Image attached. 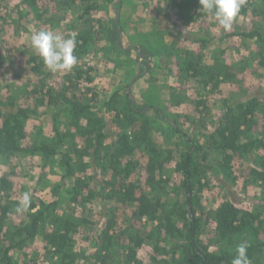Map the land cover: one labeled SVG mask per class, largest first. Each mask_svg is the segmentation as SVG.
I'll use <instances>...</instances> for the list:
<instances>
[{
    "label": "trees",
    "instance_id": "16d2710c",
    "mask_svg": "<svg viewBox=\"0 0 264 264\" xmlns=\"http://www.w3.org/2000/svg\"><path fill=\"white\" fill-rule=\"evenodd\" d=\"M2 1L0 28L13 29L15 34L21 33L31 15L44 25L60 28L65 20L60 14L80 6L79 14L64 26L65 30L78 29L68 37H75L74 55L78 61L95 43L98 28L93 15L104 4L110 9L114 3L123 7L120 0H52L56 12L48 17L49 9L43 0L4 1L5 7ZM163 2L164 8H173L178 22L185 25L210 15L200 12L199 0ZM256 2L263 6L259 9ZM248 11L264 15V0H244L242 13ZM15 12L18 20L5 17V13ZM23 20L26 23L22 24ZM120 26L122 22L114 19L105 29L112 43L124 30ZM233 38L257 40L264 45V33L258 29L228 32L220 41ZM194 43L205 48L208 40L197 38ZM157 48L152 46L145 61L151 58L157 62ZM115 49L128 53L121 50V44H116ZM215 51L217 55L225 54L221 49ZM182 53L172 54L177 59L181 83L197 79L207 94L210 89L213 94L220 91L223 83L241 81L218 56H214L212 65H206L203 53L188 51L186 57H181ZM258 59L264 67V48ZM26 64L40 81L31 91L28 82L15 90L5 87L7 96L0 98V162L18 155L37 156L43 160L44 169L58 168L62 176L52 188L53 200L31 199L29 209L23 213L15 211L19 200L13 196L14 180L0 176V264H18L14 253L26 255L32 243H40L44 257H50L49 264H231L237 245L242 243L247 245L250 264H264V208L244 209L227 200L209 212L203 202L214 170L220 169L231 178L235 175V156L253 154L259 165L250 168L247 183L261 189L259 200L264 205V131L259 136L243 137L257 123H264V99H224L219 123L212 130L206 127L201 134L191 136L177 120L165 115L159 104L146 98L134 103L130 93H123L129 85L102 101L94 95L81 98L73 92L70 78L60 87H52L47 82L51 72L38 55L29 54ZM136 64L140 65L138 60ZM79 71V77L89 74ZM87 80L92 82L90 76ZM18 96L31 98L34 105H16ZM205 103L198 101V108ZM42 117H47L50 135L38 127L34 135L29 134V121ZM158 124H166L167 136L184 146L178 159L173 149L162 147L163 127ZM30 136L33 140L27 143ZM140 155L147 160L144 185L131 181L141 165L137 158ZM173 162L175 168L171 171L169 165ZM176 174L181 180L172 183ZM126 207L134 209V216L125 214L122 220L119 211ZM14 216L23 218L15 223ZM211 221L220 245L218 251H211L202 239ZM80 238L82 248L77 247ZM144 245L152 249L148 263L139 258ZM40 254L34 252V257L24 263L41 264Z\"/></svg>",
    "mask_w": 264,
    "mask_h": 264
},
{
    "label": "rangeland",
    "instance_id": "374dc122",
    "mask_svg": "<svg viewBox=\"0 0 264 264\" xmlns=\"http://www.w3.org/2000/svg\"><path fill=\"white\" fill-rule=\"evenodd\" d=\"M4 1L19 0H3L2 7ZM120 1H123V7L122 4L120 7V3L114 6V3L111 5L113 9H110L104 4L93 15L92 20L98 28L96 29L98 32L95 33V43L71 72H51L47 82L52 87H60L64 80L70 78L74 84L73 92L78 93L81 98L94 95L102 101L109 98L116 90L126 88L129 85L130 87L123 90V93H130L134 103L136 100L141 102V99L146 98L159 104L158 106L161 107L163 113L171 119L177 120L183 130L189 132L191 136L201 134L206 127L212 130L215 124L219 123L225 109L224 99H229L231 102L245 101L253 97L264 99V67L258 64V58L264 45L262 44V47L257 40L249 42L239 38L220 41L226 33L232 31L241 33L258 29L264 33V15L254 14L251 11L243 14L241 9L232 24L231 30L225 31L218 25L215 18L209 16H204L199 21L188 25L179 23L176 11L173 8L166 10L163 0ZM43 2L49 9L47 16L51 17L56 12L52 0H43ZM256 4H258L259 9L263 6L260 2H256ZM80 8L78 6L69 13H61L60 16L68 20L62 21L60 28L44 25L35 20L33 15L23 30L21 29L20 34H15L10 28L4 31L1 29L2 27L0 28V98L7 96L8 91L5 87L11 86L15 90L20 84L28 82L31 84L29 89L31 91L33 85L39 84V77L26 64V58L29 57V54H38L31 48L27 47L26 50V44L30 41L33 32L39 30L58 32L65 38H68L73 32L76 33L78 29L65 30L64 26L79 14ZM118 11L120 12L117 14ZM5 17H8L10 21L19 18L17 12L5 13ZM114 19L122 22L124 30L112 43L108 39L105 29ZM54 20L57 21V18ZM24 23H26L25 20L22 21V24ZM122 27L120 26V28ZM204 37L208 40L205 48L201 47V44L194 43L197 38ZM116 44H121L123 48L121 50L128 51V53L123 54V52L116 50ZM155 45L160 50L157 62L151 58L149 61H145L146 54ZM168 49H172V52L167 53ZM216 49L224 50L225 54L217 55ZM175 51L177 53L183 51L181 57H186L188 51H194L197 54L201 52L204 54L203 62L206 65H212L214 56H218L230 66L233 73L239 75L241 81L236 84L223 83L220 91L213 94L211 89L210 94H207L205 89L198 85L197 79H192L185 84L181 83L177 59L175 55L172 56L173 53H176ZM137 60L140 63L139 66L136 64ZM89 67L91 68L90 71L88 70ZM79 70L88 71L89 74L79 77ZM89 76L92 82L87 80ZM200 100H205L206 103L205 106L202 105L198 108V101ZM18 104L33 106L34 101L31 98L18 96L16 105ZM41 125L43 127H39ZM27 126L31 135L37 132V127L43 128V132L48 136L50 135L51 126L47 123V117H42L41 120H30ZM160 126L163 127L162 135L164 137L162 147L167 150L173 149L174 155L178 159L179 151L183 150L184 146L176 144L174 139L167 136L169 127L166 124ZM263 126L264 123H257L253 129L246 131L243 137L259 136L264 131ZM110 129L114 131L113 128ZM64 130H67V127L64 126ZM32 140L30 136L26 142L30 143ZM77 141L80 144L81 140L78 139ZM137 158L141 165L135 170L131 181H139L141 185H144V167L147 160L141 155ZM232 165L235 175L231 178H228L220 169L212 172L208 189L203 194V202L207 210L211 212L227 200L244 209H263L264 205L259 200L261 189L247 183L250 168L259 165L255 155L235 156ZM169 168L172 171L175 168V162L171 163ZM3 175L14 180L13 196L15 199L20 200L25 192H30L31 199L49 201L53 200L52 188L60 181L62 172L55 167L44 169L43 160L40 157L18 155L11 161L1 160L0 176ZM180 180L181 176L176 174L172 183L180 182ZM125 214L126 216H134V209L132 207L121 208L119 215L122 220ZM22 218V216H14L13 221L19 223ZM100 219L99 222L102 221V218ZM122 220L119 222L120 227H122ZM136 225L138 226V222ZM214 228L215 226L211 221L203 230L202 239L211 251H218L220 245L217 242ZM82 244V239H78L77 247L82 248ZM151 251L149 245H144L139 250V258L148 263ZM34 252L39 254L42 252L39 259L40 263L49 264L50 257H44L45 251L40 243L28 245L25 250L27 256L22 252H15L14 256L18 264H25V260L34 257Z\"/></svg>",
    "mask_w": 264,
    "mask_h": 264
},
{
    "label": "clouds",
    "instance_id": "9594fccd",
    "mask_svg": "<svg viewBox=\"0 0 264 264\" xmlns=\"http://www.w3.org/2000/svg\"><path fill=\"white\" fill-rule=\"evenodd\" d=\"M199 3L200 12L212 15L220 27L230 31L244 0H199ZM26 46L35 50L45 67L52 73L71 72L78 63V58L74 55L75 37L65 38L58 32L39 30L33 32ZM30 204L31 194L25 192L15 211L23 213L29 209ZM235 252L231 264H250L246 244H238Z\"/></svg>",
    "mask_w": 264,
    "mask_h": 264
},
{
    "label": "crops",
    "instance_id": "0c3cea01",
    "mask_svg": "<svg viewBox=\"0 0 264 264\" xmlns=\"http://www.w3.org/2000/svg\"><path fill=\"white\" fill-rule=\"evenodd\" d=\"M209 17L212 18L213 16H212V15H209ZM213 18H214V17H213ZM206 33H208V32H206ZM213 35H214V34H213Z\"/></svg>",
    "mask_w": 264,
    "mask_h": 264
}]
</instances>
